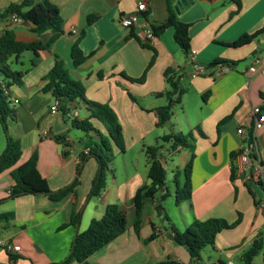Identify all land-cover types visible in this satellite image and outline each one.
Wrapping results in <instances>:
<instances>
[{"label": "crops", "instance_id": "obj_1", "mask_svg": "<svg viewBox=\"0 0 264 264\" xmlns=\"http://www.w3.org/2000/svg\"><path fill=\"white\" fill-rule=\"evenodd\" d=\"M33 1L38 11L44 2L57 7L64 21L63 34L50 50L41 51L38 57L34 54L29 56L34 64L27 69L28 81L23 80L18 89H14L13 85L7 88L11 96L20 101V106L14 108L13 119L22 154L16 166L0 174V200H5L0 203V241L17 244L21 250L14 254L18 257L15 261L1 251L0 264L60 263L69 255L75 237L76 226L63 227L70 223L73 214L81 215L78 230L83 232L92 220L101 219L106 207L111 204L118 205L125 212L128 228L92 255L88 264H156L164 261L178 264H243V255L259 234L264 240V187L256 180H248L239 169L238 155L245 145V137L237 132L240 127L249 132L248 128L254 121V107L264 109V76L250 73L256 57L264 60V14L258 17L246 15L253 7L262 6L264 9V0H239L240 6L235 0L227 6L220 5L223 0H203L208 7L203 9V6L197 15H191L189 10L176 13L179 21L190 24L188 53L175 42L173 28L156 36L151 44L152 50L145 46L140 28H127L121 24V18L136 11L139 0ZM193 1L198 4V1ZM20 2L0 0V14L10 5ZM145 2L147 11L140 22L146 18L150 26L159 25L168 18L167 0ZM175 2L171 0L173 8ZM194 6L189 9H195L197 5ZM91 15L98 19L88 25ZM34 28L32 23L23 20L12 22L10 15L0 18V36L5 30H12L18 41L29 43L45 40L51 34L47 31L39 35ZM257 32H261L260 35L246 46H226L244 34ZM132 33L139 40L132 37ZM78 39L87 60L76 68L71 49ZM192 50L197 52L196 61L207 68L209 75L191 76L193 69L189 54ZM21 56L11 59L19 64ZM217 59L235 64L231 67L228 64L218 65L228 70L215 77L217 66L210 64ZM243 60L250 62L244 69L239 65ZM57 61L64 64L74 80L83 83L88 100L107 104L113 109L123 130L126 151L121 153L115 147L113 152L124 156L126 174L113 168L114 159L108 171L107 186L98 197H89L98 164L95 165V159L89 156L82 160L89 150L86 142L76 144L65 134L69 128L66 122L71 124L74 118L82 120L89 116L85 104L81 101V107L80 100H61L60 107L66 106L69 110L66 117L62 115L59 119L57 113L51 112L56 99L43 91V79ZM167 69L176 73L183 92L174 97L179 99V103L174 107V115L167 128L169 133H192L194 138L192 195L189 201L177 204L166 185L168 195L162 198L165 192H159L155 199L147 203L139 232H136L133 227L134 197L141 187L150 185L151 180L148 177V159L139 172V159L127 158V152L135 147L139 154L146 155L147 147L159 144L162 136L157 134V108L167 105L169 100L158 94L169 89L165 77ZM13 71L20 72L18 69ZM143 76L145 79L141 84L132 81ZM206 92L210 94L203 101L202 96ZM130 94L137 99V103ZM82 112L85 113L83 117ZM197 129H201L205 137ZM103 130L106 131L104 126ZM56 135H65V142H56L53 138ZM257 140L259 158L254 163L261 164L260 176L264 182V128L257 132ZM64 151L68 152L67 156H64ZM232 153L237 154L234 162ZM34 154L38 156L37 168L51 190L65 188L78 178V185L63 201L53 202L42 194L6 200L14 183L12 172ZM190 157L191 152L185 148L170 151L168 146L163 147L160 159L167 171V180L168 170L174 175L180 173ZM177 159L180 160L179 165L176 164ZM233 165L236 167L234 183L230 179ZM159 205L162 206L160 212L157 210ZM239 217L241 222L237 226L216 236L211 249L214 259L209 262H205L202 256L200 260L192 259L187 249L177 244L171 230L173 227L183 232L195 220L210 218L224 219L233 224ZM152 235L155 238L150 240ZM70 264L81 263L75 261ZM253 264H264V248L254 258Z\"/></svg>", "mask_w": 264, "mask_h": 264}, {"label": "trees", "instance_id": "obj_2", "mask_svg": "<svg viewBox=\"0 0 264 264\" xmlns=\"http://www.w3.org/2000/svg\"><path fill=\"white\" fill-rule=\"evenodd\" d=\"M235 2L240 6L239 0ZM168 6V18L159 25H151V28L156 36H160L167 29L173 28L175 42L181 47V49L188 53L190 50V36L189 29L190 24L179 21L176 11L172 7L171 0H167ZM17 14L23 21L32 23L35 28L34 32L39 35H43L45 32L50 31V36L38 42H21L16 39V35L12 30H5L0 36V76L3 78L0 82V124L3 127L7 146L4 153L0 156V174L16 166L21 154L22 148L19 140L14 139L9 131L8 119L11 116L14 118L15 112L9 106V97L5 95L3 88H9L12 85H23L22 72L11 70L9 66V60L12 57L19 58L24 52H32L36 57L39 56L41 51H48L51 49L55 41L63 34V18L60 16L57 7L44 2L40 11L34 5L33 0H21L20 3L10 5L3 13L0 14V18H5L9 15ZM98 19L97 16L91 15L88 17V25H92ZM261 32L254 34H244L236 41L226 44L231 48H241L253 42ZM132 37L137 36L132 33ZM147 48L153 50L151 45L145 44ZM71 58L74 67H80L86 60L87 56L84 54L80 47V39H78L71 49ZM154 59L150 63L149 67L153 64ZM34 64V62H32ZM228 64L230 67L234 65V62L227 61L225 59H217L210 66H218ZM166 81L169 86L168 91L158 94V96H165L169 101L168 104L157 108L159 120L158 127L170 126V121L174 115V107L179 103V99H174L178 94H183L180 90L179 78L174 71L167 69L165 73ZM145 77L141 79H132L133 82L142 83ZM45 85L43 91L50 93L56 100H64L67 102L82 101L89 116L85 119L74 118L71 122L72 127L85 132L88 136V142H86V148L88 153L84 154L82 160L85 161L89 156L94 158L98 164L97 173L92 182V188L89 197H98L107 186V175L110 168V164L114 160L113 144L120 150L121 153L126 151L123 130L119 123L118 117L113 109L107 104H100L90 101L86 98V89L83 83L74 80L67 68L61 61L55 62L52 69L44 77ZM209 92L203 94L202 99L206 101L209 97ZM133 101L137 102V99L130 94ZM11 103V102H10ZM60 110L62 115L66 117L68 115L69 108L61 106ZM229 118L220 123H225ZM92 120L99 121L107 132V137L103 136L93 125ZM219 125V126H220ZM202 137L205 134L201 129H197ZM97 132L100 142H95L92 137H89V132ZM58 143L65 142V135H56L53 137ZM160 141L169 144L171 150H176L178 147L185 148L191 152V157L186 167L184 168V182L181 185L178 177L179 172L175 173V182L177 185V191L175 200L177 204L189 201L192 195V172L194 167V138L192 133L184 135L171 131L168 134H164ZM150 146L146 148V155L149 163L148 177L151 180L150 185L141 187L134 197V221L133 227L136 232H139V228L143 219V213L148 202L157 197L159 192H165V198L168 195L166 189L167 171L161 162L160 151L162 145ZM64 156L68 155L67 151H64ZM237 154L232 153L231 158L233 162L236 160ZM38 156L34 154L26 163L20 165L12 172L13 186L10 189L9 196L6 200L16 199L27 195H46L53 202H61L66 199L76 188L79 183L78 178L69 186L59 189L51 190L47 180L40 174L37 168ZM78 171H81V165ZM230 179L232 183L236 181V167L231 168ZM257 182V181H255ZM264 187V183L257 182ZM250 194L254 197L252 191L249 188ZM5 200H0V203ZM255 204L257 205L256 201ZM157 210L160 212L162 206L159 205ZM81 221V215L79 213L73 214L71 221L66 226H78ZM241 222V217L230 224L224 219L210 218L204 221L195 220L193 224L183 232L177 231L173 227L171 230L177 244L185 247L189 252L192 259L200 260L201 253L208 246H213L216 236L223 230L232 229ZM128 228V220L124 211L116 204H111L106 207L104 216L99 220H92L89 227L83 231L78 232L77 239L73 248V251L63 261L56 264H70L72 262H79L81 264H88V259L103 249L105 246L116 240L122 235ZM155 235L151 236L152 240ZM264 248V240L261 234L253 242L251 248L243 255V264H253L254 258ZM11 261L17 260V256L9 254ZM156 264H178L173 261H164Z\"/></svg>", "mask_w": 264, "mask_h": 264}, {"label": "built area", "instance_id": "obj_3", "mask_svg": "<svg viewBox=\"0 0 264 264\" xmlns=\"http://www.w3.org/2000/svg\"><path fill=\"white\" fill-rule=\"evenodd\" d=\"M146 11L147 3L145 2V0H139L136 11L131 15L121 18V24L127 28H140L141 32L143 33L144 43L151 45L155 41L156 35L154 34L146 18H144V20L140 22V18L143 17V13H145ZM10 18L14 23L21 22L22 20L17 14L10 15ZM189 55L193 69V71L191 72V76L198 77L209 75L207 68L196 61L197 52L192 50ZM227 70L228 69L224 66H217L214 71V76L219 77ZM250 73L255 75L260 74L264 76V60L256 57L254 59L253 65L250 67ZM3 91L5 95L9 97L11 103L19 104V99L12 97L7 88H3ZM59 109L60 101L56 100L54 105L51 107V112L53 114H56ZM252 115L254 117V121L248 128L249 132H247L244 127H240L237 131L241 137H245V145L238 155L239 169L246 175L248 180L263 182L260 176L261 164L256 165L254 161H258L259 158L257 132L264 128V109L260 106L254 107L252 110ZM20 250L21 247L17 244L0 241V252L5 251L8 254H16L20 252ZM229 264L233 263L230 262Z\"/></svg>", "mask_w": 264, "mask_h": 264}, {"label": "rangeland", "instance_id": "obj_4", "mask_svg": "<svg viewBox=\"0 0 264 264\" xmlns=\"http://www.w3.org/2000/svg\"><path fill=\"white\" fill-rule=\"evenodd\" d=\"M196 1H198V4H196V2L194 3L195 4V6L194 5H192V6H194L195 7V9H192V10H190V9H188L189 11H192L191 12V15H197V13H200L201 12V10H202V7H203V9H206L207 7H208V4H203V0H196ZM233 1L234 0H223L221 3H220V5H224V6H227V5H229V4H232L233 3ZM206 3H208V1L206 2ZM249 13H247L246 15H255V17H258L259 15H263L264 14V9H263V7L262 6H257V7H253L250 11H248ZM31 55H33V53L32 52H24V53H22V56H21V58H20V61H21V63H19V64H16L15 62H14V59H11V60H9V66H10V68H11V70L13 69V70H20V72H22L23 73V77H22V81L23 80H25V81H28L29 80V73H27V69H29V68H31V67H33L32 65V62L30 61V59H29V56H31ZM23 64L25 65L24 67H23ZM150 64V63H149ZM239 65L242 67V69H244V68H246V67H248L249 65H250V62H249V60H243V61H241L240 63H239ZM146 71V70H145ZM2 77L0 76V82H2V79H1ZM141 79V78H140ZM144 82V81H143ZM135 83H137V82H135ZM139 83V82H138ZM141 84V83H140ZM13 87H14V89H18L19 87H18V85H13ZM200 100H202V99H200ZM8 102H9V106H10V108L14 111V108L16 107V108H18L20 105H18V104H13V103H10V100H8ZM80 102V106L82 107V103H81V101H79ZM138 102V101H137ZM136 102V103H137ZM15 112V111H14ZM15 116V115H14ZM81 116L83 117V116H85V113L84 112H82L81 113ZM57 117L59 118V119H61L62 118V111L61 110H59L58 112H57ZM15 123H16V121L10 116L9 117V119H8V126H9V131H10V134L12 135V137L14 138V139H16V134H15ZM92 123H93V125L95 126V128L103 135V136H108L107 135V132L106 131H104L103 130V126H102V124H100L99 122H97V121H95V120H92ZM66 126L67 127H69L68 128V131H66V133L65 134H67L76 144H77V142L79 143V142H88L89 140H88V136H87V134L85 133V132H83V131H81V130H78V129H76V128H73L72 126H71V124H70V122H66ZM168 127H169V125H168ZM159 128V130L157 131V134H159V136H163L164 134H167V133H169V130H168V128L167 127H158ZM171 131V130H170ZM188 133H184V135H187ZM88 135H89V137H92L93 139H94V141L95 142H100V139H99V137H98V135H97V132H89L88 133ZM151 136V138H152V136H153V134L152 135H150ZM158 136V135H157ZM160 145H162V147H166V146H168V148H169V150L170 151H172L171 150V148H170V146H169V144H167V143H164V142H162V141H160ZM6 146H7V139H6V136H5V133H4V130H3V127H2V125L0 124V156L4 153V151H5V149H6ZM113 146V149L116 147L114 144L112 145ZM115 154V153H114ZM116 157V158H115ZM127 158H129V159H132V160H135L136 158H138L139 159V165H138V171L139 172H141V170H143L144 169V166L147 164V158H146V155L145 154H139V150H138V148H135V147H133V148H131L130 149V151L129 152H127ZM114 159H115V161H114V163H113V168L114 169H117V171H118V173H122L123 172V174L125 173L126 174V167H125V165H124V156H122V154L120 155V154H115V156H114ZM93 161V160H92ZM95 165H97V163L94 161L93 162ZM168 164H170L169 162H168ZM176 164L177 165H179L180 164V160L179 159H177L176 160ZM256 165H259V163L258 162H256L255 163ZM185 168V167H184ZM184 168H181L180 169V175H179V177H178V180H179V182H180V184L182 185L183 184V181H184ZM168 180H167V187H168V190H169V193H170V195L172 196V198L174 199L175 198V195H176V191H177V186H176V182H175V175L174 174H172V171L171 170H168ZM255 186L260 190V191H262L261 190V188H260V186L259 185H256L255 184ZM263 195V194H262ZM166 199H168V197L166 198ZM211 249H212V246H208V247H206L204 250H203V252L201 253V256H202V258H203V260L205 261V262H209L210 260H213L214 258H213V253L211 252ZM70 251H71V249H70ZM69 255H70V253H69ZM211 258V259H210Z\"/></svg>", "mask_w": 264, "mask_h": 264}, {"label": "water", "instance_id": "obj_5", "mask_svg": "<svg viewBox=\"0 0 264 264\" xmlns=\"http://www.w3.org/2000/svg\"><path fill=\"white\" fill-rule=\"evenodd\" d=\"M192 5H194L193 0H176L175 5H174V9H175L177 14H180L183 11L188 10ZM78 229H79L78 226H76L75 237L73 240V244H72L70 253L73 251V248H74V245H75V242L77 239V234L79 232Z\"/></svg>", "mask_w": 264, "mask_h": 264}]
</instances>
